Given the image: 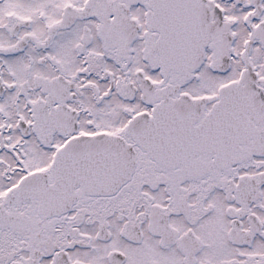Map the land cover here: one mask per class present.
<instances>
[{
	"label": "snow or ice",
	"instance_id": "6c2138e0",
	"mask_svg": "<svg viewBox=\"0 0 264 264\" xmlns=\"http://www.w3.org/2000/svg\"><path fill=\"white\" fill-rule=\"evenodd\" d=\"M0 264H264V0H0Z\"/></svg>",
	"mask_w": 264,
	"mask_h": 264
}]
</instances>
